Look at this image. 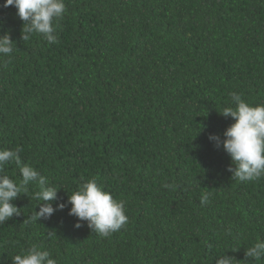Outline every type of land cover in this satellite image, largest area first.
<instances>
[{"label":"trees","instance_id":"16d2710c","mask_svg":"<svg viewBox=\"0 0 264 264\" xmlns=\"http://www.w3.org/2000/svg\"><path fill=\"white\" fill-rule=\"evenodd\" d=\"M5 2L16 45L0 57V150L20 148L21 165L0 175L19 185L30 165L65 204L95 179L128 222L102 237L75 227L71 205L33 221L32 184L13 201L21 216L0 224V264L33 245L58 264H264L245 261L264 241V177L232 180L209 140L235 122L219 114L229 93L264 104V0H64L54 44L23 41Z\"/></svg>","mask_w":264,"mask_h":264},{"label":"clouds","instance_id":"9594fccd","mask_svg":"<svg viewBox=\"0 0 264 264\" xmlns=\"http://www.w3.org/2000/svg\"><path fill=\"white\" fill-rule=\"evenodd\" d=\"M15 7L17 16L23 22L21 39L30 40L33 35L42 36L49 44L57 42L54 22L63 17L66 11L64 0H6L3 7ZM16 45L10 32H5L0 26V57L11 56ZM231 105L219 112L224 118L231 117L235 122L224 132V139L210 135L209 140L217 148L230 156L231 165L227 169L232 174L231 179L239 182L257 181L264 177V104L252 106L237 92L229 93ZM21 149L0 150V171L9 164L21 165ZM21 183L18 185L7 175H0V224L13 217L21 216V209L15 206L22 193L27 192L28 186L38 184L40 189L32 193V199L42 201L39 211L31 216L33 221L48 220L56 211H62L71 205L69 215L76 217L75 227L81 228L86 222L87 227L94 233L108 237L118 232L127 222L125 202L114 199L110 192L98 184L95 179L83 182L76 191L69 195L67 204L58 202L56 187L47 185V177L30 165L19 167ZM163 187L173 189V184L165 183ZM53 202H57L54 203ZM209 195L205 192L201 204L209 203ZM54 235L49 232V238ZM245 261H260L264 258V241L245 250ZM12 264H58L49 251H41L33 245L21 254L12 257ZM237 260L229 255L216 259V264H235Z\"/></svg>","mask_w":264,"mask_h":264}]
</instances>
